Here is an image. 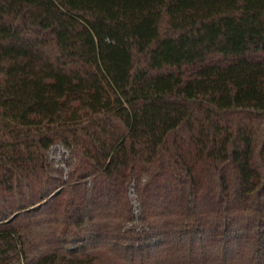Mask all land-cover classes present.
Listing matches in <instances>:
<instances>
[{
    "label": "trees",
    "instance_id": "obj_1",
    "mask_svg": "<svg viewBox=\"0 0 264 264\" xmlns=\"http://www.w3.org/2000/svg\"><path fill=\"white\" fill-rule=\"evenodd\" d=\"M0 264H264V0H0Z\"/></svg>",
    "mask_w": 264,
    "mask_h": 264
}]
</instances>
